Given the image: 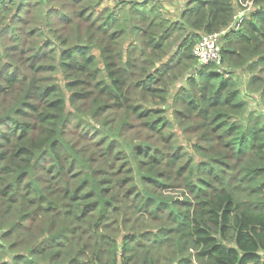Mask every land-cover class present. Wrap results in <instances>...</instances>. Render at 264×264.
Here are the masks:
<instances>
[{"label": "trees", "instance_id": "16d2710c", "mask_svg": "<svg viewBox=\"0 0 264 264\" xmlns=\"http://www.w3.org/2000/svg\"><path fill=\"white\" fill-rule=\"evenodd\" d=\"M111 2L0 0V264H264V0Z\"/></svg>", "mask_w": 264, "mask_h": 264}, {"label": "built area", "instance_id": "2783aa9c", "mask_svg": "<svg viewBox=\"0 0 264 264\" xmlns=\"http://www.w3.org/2000/svg\"><path fill=\"white\" fill-rule=\"evenodd\" d=\"M245 7L248 4H244ZM242 11L238 13L240 15L235 25L240 23L242 18ZM221 34L222 33H211L203 35L193 47L194 57L203 64L215 63L221 65Z\"/></svg>", "mask_w": 264, "mask_h": 264}, {"label": "rangeland", "instance_id": "374dc122", "mask_svg": "<svg viewBox=\"0 0 264 264\" xmlns=\"http://www.w3.org/2000/svg\"><path fill=\"white\" fill-rule=\"evenodd\" d=\"M104 5H112V2H111V0H104V3H103ZM245 4H248V6H249V3L247 2V3H245ZM173 55V52H172V54L170 53V54H168L164 59L166 60L168 57H170V56H172ZM172 94V93H171ZM167 114L169 115V116H171V109H168V112H167ZM177 133H179V135H180V141H181V143H182V145H184V146H186L188 149H189V146H190V144H191V142H190V140L188 141L185 137H184V135H182V133L178 130L177 131Z\"/></svg>", "mask_w": 264, "mask_h": 264}]
</instances>
